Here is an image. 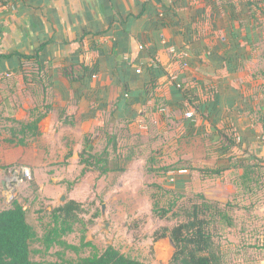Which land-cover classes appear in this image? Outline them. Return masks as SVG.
Here are the masks:
<instances>
[{"label": "crops", "instance_id": "obj_1", "mask_svg": "<svg viewBox=\"0 0 264 264\" xmlns=\"http://www.w3.org/2000/svg\"><path fill=\"white\" fill-rule=\"evenodd\" d=\"M5 1L0 0V104L12 100L8 96L17 86L29 84L24 71L35 66L21 57L41 49L40 70L48 78L40 81L57 95L68 93L59 103H76V124L61 123L63 129L103 127L110 119L131 123L144 138L200 135L215 146L206 150L202 168L222 170L219 177L202 178V194L222 204L240 193L254 196L253 186L242 185V165L264 167V76L256 77L249 66L258 59L252 46L259 19L246 0ZM243 74L254 83L252 93L243 91ZM179 83L192 91L190 97ZM188 112L195 115L192 122ZM17 115L12 117L18 121L28 118ZM188 178L181 172L180 185Z\"/></svg>", "mask_w": 264, "mask_h": 264}, {"label": "rangeland", "instance_id": "obj_2", "mask_svg": "<svg viewBox=\"0 0 264 264\" xmlns=\"http://www.w3.org/2000/svg\"><path fill=\"white\" fill-rule=\"evenodd\" d=\"M257 13L260 21L254 19L253 26L257 29L253 30L258 38L252 50L256 49L258 59L249 66L257 72L256 77L261 78V71L256 70L264 67V14L260 10ZM36 68L28 73L31 85L17 86L8 96L12 100L0 104V211L16 199L24 205L28 221L38 234L32 245L34 264L60 263L62 259L72 263L100 255L109 246L145 264H170L175 252L172 242L169 238L155 242L153 235L160 228L172 227L183 220L180 210L190 207L192 200H199L193 196L202 194V178L196 169L202 168L206 150L215 146H207L206 139L200 135L190 137L177 132L167 136L159 134L155 139L152 136L144 138L131 123H112L110 119L104 121L103 127H88V123H82L75 129H63L61 123L76 124V103H59L58 98L65 100L68 93L61 90L63 94L57 95L54 89L40 81L43 75L37 74ZM240 79L243 91L254 85H249L252 83L249 76ZM250 91L252 93L251 88ZM245 92L248 95L249 89ZM259 99L264 100L263 91ZM48 104L52 111L42 123L43 135L30 138L27 146L10 147L4 142L3 139L11 136V129L18 126L10 119L13 113H18L19 118L27 114L28 118L22 120L26 121L31 119L35 109L47 113ZM194 118L195 115L188 120L192 122ZM103 120V117L99 118L100 122ZM106 148L110 150L111 168L116 165L119 155L132 160L127 170L120 176L114 172L103 175L96 170L82 173L79 154L84 149L101 154ZM70 151L73 154L68 156ZM19 165H26L32 171V180L17 187L13 193L5 191V182L11 178L9 168ZM181 172L189 176L181 179L182 186L178 180ZM171 173L175 175L174 182L170 180ZM252 186V198L247 199L240 193L230 197L231 208L219 204L234 224L229 228L228 220L222 219L216 225L214 250L221 264H264L263 166L258 182ZM178 195L188 199L178 198ZM62 197H65L64 202L60 201ZM71 200L81 203L84 211L72 224L71 232L63 234L54 210ZM155 205L159 210L174 208L161 219L154 214ZM50 234L60 236H55L54 244L48 248L45 237ZM61 242L76 249L66 248Z\"/></svg>", "mask_w": 264, "mask_h": 264}, {"label": "trees", "instance_id": "obj_3", "mask_svg": "<svg viewBox=\"0 0 264 264\" xmlns=\"http://www.w3.org/2000/svg\"><path fill=\"white\" fill-rule=\"evenodd\" d=\"M2 3H6L5 0H1ZM220 3L224 0H216ZM251 15L256 16L257 10L264 13V7L262 0H246ZM41 49H38L35 55L22 56L30 64L37 67V74L43 75L44 78H48L47 73H43L40 70V57ZM26 70V69H24ZM29 70L24 71V81L29 83ZM264 76V71L261 72ZM67 75V73H64ZM42 77V80L44 79ZM77 80L76 78L72 79ZM44 83V81H42ZM46 87L44 88V91ZM181 90L188 97L191 96L192 91L189 88H185L182 85ZM193 99V97H192ZM191 100V99H190ZM47 113H42L39 109L32 111L31 119L26 121H18L15 118H10L18 126L11 129V136L3 139L10 147L14 146H27L30 138H38L42 134V123L48 119L52 107L46 105ZM264 122V121H263ZM64 125L73 126L74 123L66 122ZM225 130H230L231 127L228 124L224 126ZM238 136L234 139L237 140ZM232 147V140H229L227 149ZM73 151H70L68 156H71ZM80 165L83 166L82 173H86L88 170L100 171L105 175L114 172L117 176L123 174L127 168L131 165V159L122 157L119 155L116 165L110 167V150L106 148L103 153L93 154L86 149L80 153ZM244 174L241 178L244 189L251 187L254 183L258 182L259 171L262 165L258 162H250L242 165ZM201 178H216L221 176L222 170L215 168H197L196 169ZM197 197L198 201L191 202V206L181 209L183 220L179 221L172 227H162L155 231L153 238L157 242L159 240L169 238L174 245V255L170 261V264H221L220 257L214 250V239L217 230L218 223L223 220H228L227 226L232 228L234 226L233 220L229 219L223 209L220 207V202L209 200L203 194L193 195ZM185 198L187 196L178 195V198ZM188 199V197L186 198ZM226 208H231L230 201L224 204ZM173 206L168 210H159L154 206V214L159 218L165 219L171 211ZM84 211L83 205L75 200H71L68 203L57 207L54 210L55 218L60 220V224L63 234L71 232L72 224L76 223L79 219V215ZM57 234V231H53ZM52 232V233H53ZM56 236V235H55ZM55 236L50 234L45 237V243L49 248L54 244ZM60 236L59 234L56 238ZM38 234L33 226L29 223L27 212L24 205L16 200H13L11 205L0 211V264H34L32 260V245L37 240ZM61 245L66 248H73L61 242ZM52 264H145L137 259H133L123 254L120 250L113 246L107 247L100 255L81 258L76 262L66 263L62 261L60 263Z\"/></svg>", "mask_w": 264, "mask_h": 264}, {"label": "built area", "instance_id": "obj_4", "mask_svg": "<svg viewBox=\"0 0 264 264\" xmlns=\"http://www.w3.org/2000/svg\"><path fill=\"white\" fill-rule=\"evenodd\" d=\"M3 5H0V12L2 11L3 9ZM172 53L174 55H176L177 57H185V53H179L177 52L176 50H172ZM137 73H140V71H137ZM175 75H172V79H175ZM177 87L179 89L182 88V84H177ZM162 111L164 112L165 111V108L162 109ZM194 117V113L193 112H188L186 114V118L187 119H193ZM10 174H11V178L8 179L6 182H5V186H4V190L5 191H10L11 193H13L17 187L21 186L22 184H24L25 182L27 181H31L32 180V171L27 168V166H24V165H19L17 167H12V168H9V171H8ZM170 180L171 182H174L175 181V175L174 174H170ZM14 197V196H12Z\"/></svg>", "mask_w": 264, "mask_h": 264}, {"label": "water", "instance_id": "obj_5", "mask_svg": "<svg viewBox=\"0 0 264 264\" xmlns=\"http://www.w3.org/2000/svg\"><path fill=\"white\" fill-rule=\"evenodd\" d=\"M60 201H61V202H64V201H65V197H62ZM104 211H105V207H103V214H104ZM173 246H174V245H173Z\"/></svg>", "mask_w": 264, "mask_h": 264}]
</instances>
